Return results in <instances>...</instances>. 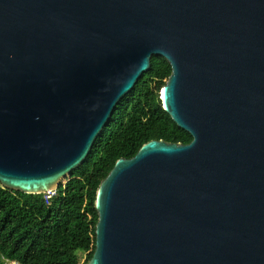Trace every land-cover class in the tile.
I'll list each match as a JSON object with an SVG mask.
<instances>
[{
	"label": "water",
	"instance_id": "obj_1",
	"mask_svg": "<svg viewBox=\"0 0 264 264\" xmlns=\"http://www.w3.org/2000/svg\"><path fill=\"white\" fill-rule=\"evenodd\" d=\"M153 55L193 139L115 162L85 264H264V0H0V183L56 190Z\"/></svg>",
	"mask_w": 264,
	"mask_h": 264
},
{
	"label": "trees",
	"instance_id": "obj_2",
	"mask_svg": "<svg viewBox=\"0 0 264 264\" xmlns=\"http://www.w3.org/2000/svg\"><path fill=\"white\" fill-rule=\"evenodd\" d=\"M172 67L153 55L151 67L117 104L86 160L47 202L0 183V264H81L96 247L97 189L115 162L153 139L189 143L193 136L163 108L160 91ZM79 251H82L80 254Z\"/></svg>",
	"mask_w": 264,
	"mask_h": 264
},
{
	"label": "built area",
	"instance_id": "obj_3",
	"mask_svg": "<svg viewBox=\"0 0 264 264\" xmlns=\"http://www.w3.org/2000/svg\"><path fill=\"white\" fill-rule=\"evenodd\" d=\"M55 193H56V190H52V191H48V192L44 193V194H45V197H46V199H47V202H48V200H49L53 195H55ZM48 203H49V202H48Z\"/></svg>",
	"mask_w": 264,
	"mask_h": 264
},
{
	"label": "rangeland",
	"instance_id": "obj_4",
	"mask_svg": "<svg viewBox=\"0 0 264 264\" xmlns=\"http://www.w3.org/2000/svg\"><path fill=\"white\" fill-rule=\"evenodd\" d=\"M63 182H66V179H64ZM79 253L81 254L82 251H79ZM81 257H82V258H81V264H85V254L82 253V254H81Z\"/></svg>",
	"mask_w": 264,
	"mask_h": 264
}]
</instances>
